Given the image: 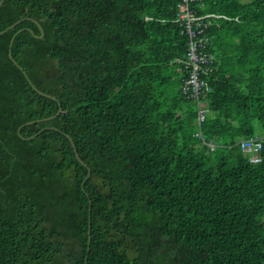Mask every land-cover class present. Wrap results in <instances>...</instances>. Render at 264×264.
<instances>
[{"label": "trees", "instance_id": "1", "mask_svg": "<svg viewBox=\"0 0 264 264\" xmlns=\"http://www.w3.org/2000/svg\"><path fill=\"white\" fill-rule=\"evenodd\" d=\"M181 3L4 0L0 264H264V0Z\"/></svg>", "mask_w": 264, "mask_h": 264}, {"label": "built area", "instance_id": "2", "mask_svg": "<svg viewBox=\"0 0 264 264\" xmlns=\"http://www.w3.org/2000/svg\"><path fill=\"white\" fill-rule=\"evenodd\" d=\"M189 0H182V3L180 4V9L179 11L181 12L180 16L185 17L190 21L193 20H202L203 16H195L193 13L189 12L188 9V3ZM207 16H213L212 14L207 15ZM216 16V15H215ZM188 31L191 33V25H187ZM194 48L195 44L193 43L191 50L189 52V58L190 62L193 65V70H196L199 67V63L204 62V58L202 56H198L197 54L194 53ZM191 80H186L185 82V87L184 90H191L193 94H197L200 90L201 85L203 84V81L196 80V75L193 74ZM197 96V95H195ZM201 118H203V115H201ZM242 149L245 151H254L260 146V142L248 139V140H243L241 143ZM257 159H255L256 161Z\"/></svg>", "mask_w": 264, "mask_h": 264}, {"label": "water", "instance_id": "3", "mask_svg": "<svg viewBox=\"0 0 264 264\" xmlns=\"http://www.w3.org/2000/svg\"><path fill=\"white\" fill-rule=\"evenodd\" d=\"M3 2H4V0H0V7L2 6ZM32 21H34V22L38 25L39 29L41 30V35H40V36H37V37L42 38L43 35H44V32H43V29H42L41 25H40L35 19H32ZM17 23H18V22L14 23V24L11 25L8 29L14 27ZM3 32H4V31H1V32H0V35H1ZM13 40H14V37L11 39V43H10V44L13 43ZM9 55H10V58L12 59L11 51H10V54H9ZM14 62H15V61H14ZM15 63H16V62H15ZM18 67L22 70V68H21L19 65H18ZM22 71H23V70H22ZM24 74H25V72H24ZM25 75H26V74H25ZM41 94L46 95V94H44L43 92H41ZM49 97H51V98L54 99L53 96H49ZM59 113H60V110L58 111L57 114H59ZM33 122H34V121H32V122H28V123H26V124H31V123H33ZM20 129H21V127L19 128L18 133H19ZM31 138H33V137H28V138H24V139L28 140V139H31ZM69 139H70V138H69ZM70 140H71V139H70ZM71 141H72V140H71ZM73 147H74V146H73ZM74 152H75V156L77 157V159H78L81 163H83V162L81 161V159L79 158V156H78V154H77V151L75 150V147H74ZM83 164H84V163H83ZM88 176H89V172H88ZM88 176H87V177H88ZM89 242H90V239L88 240V244H89Z\"/></svg>", "mask_w": 264, "mask_h": 264}]
</instances>
